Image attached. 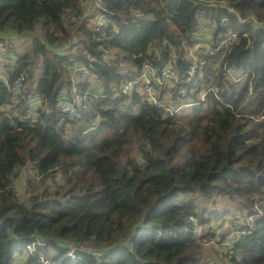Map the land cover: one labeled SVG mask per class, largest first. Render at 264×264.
I'll return each instance as SVG.
<instances>
[{"label":"trees","instance_id":"1","mask_svg":"<svg viewBox=\"0 0 264 264\" xmlns=\"http://www.w3.org/2000/svg\"><path fill=\"white\" fill-rule=\"evenodd\" d=\"M226 1L0 0V41L10 47L17 35L33 37L12 64L11 76H26L24 96L14 100L0 79V264H16L19 254L27 264L39 254L52 264H206L193 218L210 222L199 201L218 197L252 218L233 222L243 231L224 256L264 264V25L254 27L264 23V0ZM80 4L78 21L67 23ZM103 12L111 24L97 34ZM200 18L213 39L232 30L240 42L222 59L203 48L191 54ZM66 44L74 49L59 50ZM146 58L179 79L163 87L173 91L169 100L156 95L162 107L139 83L124 92ZM76 62L92 66L83 85L97 96L72 119L57 102L63 94L71 101ZM36 94L50 113L27 114ZM28 160L43 176L28 178L23 191L11 185L12 172ZM33 238L47 241L35 254L27 248ZM74 241L96 250L71 260Z\"/></svg>","mask_w":264,"mask_h":264},{"label":"built area","instance_id":"2","mask_svg":"<svg viewBox=\"0 0 264 264\" xmlns=\"http://www.w3.org/2000/svg\"><path fill=\"white\" fill-rule=\"evenodd\" d=\"M221 3L226 4V0H221ZM84 7L83 4H80L79 7L73 11H68L66 13L65 19L66 22L69 23L68 19H75L77 17V14L80 10H82ZM231 10L235 11L241 22H246L247 19L240 16L239 12L236 11L232 6ZM110 15L107 12L100 13L96 16V19L98 21V25L96 27V33H102L106 28L109 27L111 24V20L109 19ZM251 19V18H249ZM264 25V23H260L257 21H254V27L259 28V26ZM244 36L250 37L248 32L243 33ZM241 34L236 31L228 30V31H221L216 39H213L210 41V46L208 48L205 47V51H209L212 55H220L221 59L224 58L227 54H229L240 42ZM200 44V42L198 43ZM5 45L7 46L6 42L0 41V79L5 84L6 88L12 92L14 96V100L19 99L21 96H24L25 90H24V84H25V74L19 73L15 76H11V68L13 63L6 64L5 66L2 65L3 61L7 62L8 57L1 58L2 57V51L5 50ZM9 47V46H8ZM199 47L197 45L192 48L197 50ZM192 49L190 50L191 54H193ZM195 55V54H193ZM92 66L82 64L80 62H76L73 66L72 72H71V87H70V97L71 101L68 100L64 94L59 98V101L57 102L58 105V111L63 115H69L70 118H80L83 114H86L91 109V102L93 100V96L96 97L97 94L95 93L92 95L89 90H86V87L83 85L85 81L90 80L91 78H87V76L91 73ZM230 72V71H229ZM194 74V70L192 69L189 72L188 79H192V76ZM203 75L201 74V77ZM230 76L235 80L238 81L241 79V75L238 77L235 75L234 72H230ZM243 76V75H242ZM155 82V85H154ZM134 83H139V86L137 87L138 91L141 92H147L150 96L151 103L157 104L158 106L162 107L164 104L157 99V93L156 91L158 89L161 90L162 95L164 96V90L163 87H168L170 83H179L178 76L171 68H165L162 70V72L159 74L157 69L154 67L153 63L150 61V59L146 58L144 61V67L139 75L138 79L134 82H129L124 89V92L129 91ZM154 87L156 88V91L154 90ZM155 92V95H154ZM160 93V94H161ZM68 95V93H66ZM177 99V97L175 98ZM170 108L173 109L171 106ZM41 109L45 112H51L49 109V101L42 95L36 94L29 96V99L26 102V112L29 116L37 113V111ZM40 110V111H41ZM26 176L28 178H35L39 179L43 176V172L40 169V165L36 163L33 160H28L24 165H21L20 167H17V169H14L12 172V182L11 185L15 188L19 189V185L24 183L21 181L22 176ZM19 183V184H18ZM196 220V221H195ZM193 224H194V230L196 232V236L198 237V234H200V231L196 230V225H203L205 223H198L196 218H193ZM238 234L240 233L239 230H236ZM208 231L205 232V234H201L202 237L207 235ZM201 240V239H200ZM203 242V241H202ZM47 241H41L39 238H36L30 244H28L27 248L29 252H34L36 250L37 245H46ZM204 243V242H203ZM205 244V243H204ZM33 247V248H32ZM68 255L72 260H77V252L78 251H95L96 248L93 246V244L89 241H74L71 242L68 245ZM32 254H35L32 253ZM50 258H48L45 254H39L38 260L34 264H51Z\"/></svg>","mask_w":264,"mask_h":264},{"label":"rangeland","instance_id":"3","mask_svg":"<svg viewBox=\"0 0 264 264\" xmlns=\"http://www.w3.org/2000/svg\"><path fill=\"white\" fill-rule=\"evenodd\" d=\"M86 3V2H85ZM220 4H217L215 6H219ZM82 11V10H81ZM71 24H75L76 21H78V17H75V19H68ZM73 21V22H72ZM201 26L200 28V35H204L206 37H212L211 33L213 30H210L206 24H208V20L204 18H200ZM40 29V28H39ZM37 29V30H39ZM260 28H257L256 31H260ZM201 39V38H200ZM203 39H205L203 37ZM33 40L32 36L26 37L24 40L22 38L17 37L15 38L14 44H11L10 47L5 45V50H3L2 57L5 58L8 57L7 62L3 61L2 65H6L9 63H13L14 59H16V54L19 51L20 53H24L26 50H28V47ZM210 40V39H208ZM200 44H197V47H199L197 50L192 49L193 54H197V51L199 49H205L210 46V42H205L202 39L200 40ZM72 45L66 44L65 46L59 47V50L66 52ZM74 49L72 46L70 48ZM13 70V68H11ZM38 74H40L43 70L42 66L40 65L38 67ZM11 70V72H12ZM100 83L97 82L94 84V86H99ZM174 84L170 83L168 87H173ZM157 94L161 93V90L158 89L156 91ZM164 98L170 99L173 95V91L166 88L164 90ZM155 95V92H154ZM138 155V154H137ZM136 155V159H138ZM27 180V177L24 175L21 178V181L25 183ZM19 184V183H18ZM20 190H27L26 184H20L19 185ZM199 198V197H198ZM181 200V199H180ZM180 200L178 202H180ZM199 208L198 211L200 213V217L205 218H211L210 222H206L203 225H196V230L200 231V234H198V239H201L205 244H202L203 247V256L201 262L206 264H233L229 261V258L224 256V252L227 250H230L233 247V244L238 240V232L236 230L243 231L242 224L233 225L234 221H247L251 222V217H245L243 220L240 218L237 203L234 201H230L228 198L225 197H218L215 201H207L204 199H201V202L199 201ZM217 214V216H216ZM196 221V220H195ZM198 221V220H197ZM199 223V222H198ZM200 224V223H199ZM208 231V234L203 236L201 234H205V232ZM128 243V242H127ZM33 248V247H32ZM50 253L53 252V249L50 248ZM29 251V250H28ZM35 252V251H34ZM26 254H19L16 260V264H27L26 262ZM67 257V256H66ZM36 263L33 262L31 264ZM52 264V263H51Z\"/></svg>","mask_w":264,"mask_h":264},{"label":"crops","instance_id":"4","mask_svg":"<svg viewBox=\"0 0 264 264\" xmlns=\"http://www.w3.org/2000/svg\"><path fill=\"white\" fill-rule=\"evenodd\" d=\"M203 37L205 38V39H203ZM212 38L213 37H206V36H204V35H201V39L203 40V41H205V42H210L211 40H212ZM208 39H210V40H208ZM68 254H66V256H67ZM69 258V257H68ZM72 260V259H71Z\"/></svg>","mask_w":264,"mask_h":264},{"label":"clouds","instance_id":"5","mask_svg":"<svg viewBox=\"0 0 264 264\" xmlns=\"http://www.w3.org/2000/svg\"><path fill=\"white\" fill-rule=\"evenodd\" d=\"M36 238H33V239H30V241L32 242L33 240H35ZM40 239V238H39ZM41 241H45V240H43V239H40ZM37 246H42V245H37ZM37 248V247H36ZM53 249V248H52ZM52 253H54V249H53V252ZM48 257V256H47ZM48 258H50V257H48ZM50 261H51V258H50Z\"/></svg>","mask_w":264,"mask_h":264}]
</instances>
